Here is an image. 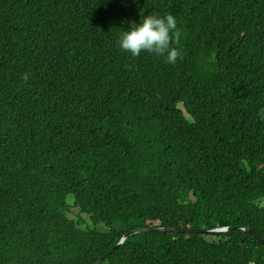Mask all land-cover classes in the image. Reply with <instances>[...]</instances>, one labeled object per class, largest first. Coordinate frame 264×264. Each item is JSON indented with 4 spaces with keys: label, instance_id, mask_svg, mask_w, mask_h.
I'll return each instance as SVG.
<instances>
[{
    "label": "trees",
    "instance_id": "obj_1",
    "mask_svg": "<svg viewBox=\"0 0 264 264\" xmlns=\"http://www.w3.org/2000/svg\"><path fill=\"white\" fill-rule=\"evenodd\" d=\"M165 13L174 64L118 48ZM154 227L194 231L117 245ZM243 227L264 241V0H0V264H264Z\"/></svg>",
    "mask_w": 264,
    "mask_h": 264
},
{
    "label": "clouds",
    "instance_id": "obj_2",
    "mask_svg": "<svg viewBox=\"0 0 264 264\" xmlns=\"http://www.w3.org/2000/svg\"><path fill=\"white\" fill-rule=\"evenodd\" d=\"M178 35L179 33L177 31V21L172 14L169 13H165L163 15L147 14L135 21L132 20L128 21L127 27L122 29L118 33L116 43L118 48L122 52L127 53L131 57H137L142 52H144L162 57L163 60L168 64H174L176 62L179 53L177 48L172 45L175 38H177ZM198 191L202 196L206 197L210 201V206L215 214H218L225 210L226 202L216 192H214L213 190H198ZM154 228H159V227H154ZM154 228H142V229L134 230L137 231L134 233L136 234L139 232H143L145 230H153ZM163 229H168V228H163ZM177 229L194 231L189 228H177ZM245 229H249V228H245V227L241 228L242 231L248 233ZM228 230H229L228 227L216 226L213 229L208 230V232L212 234H225ZM250 231L252 232L251 229ZM151 232H156V231H151ZM163 232H169V231H163ZM253 235L257 236L254 233ZM129 236H131V234ZM128 237L123 239V241L120 243V241L122 240L121 238L118 241L117 245L123 244ZM260 239L261 238H259V240ZM261 242L264 243V241ZM106 256L107 254H105L102 258H105ZM102 258H100V260Z\"/></svg>",
    "mask_w": 264,
    "mask_h": 264
},
{
    "label": "water",
    "instance_id": "obj_3",
    "mask_svg": "<svg viewBox=\"0 0 264 264\" xmlns=\"http://www.w3.org/2000/svg\"><path fill=\"white\" fill-rule=\"evenodd\" d=\"M248 233L253 234L250 229H245ZM145 231H156V232H163V231H169V232H185V231H189V230H181V229H177V228H168V229H163V228H154L153 230H145ZM137 232V231H133L130 233H127L122 240L120 241V243L123 241V239H125L126 237H128L130 234ZM257 237V236H255ZM258 238V237H257ZM261 241H263L262 239H260Z\"/></svg>",
    "mask_w": 264,
    "mask_h": 264
},
{
    "label": "rangeland",
    "instance_id": "obj_4",
    "mask_svg": "<svg viewBox=\"0 0 264 264\" xmlns=\"http://www.w3.org/2000/svg\"><path fill=\"white\" fill-rule=\"evenodd\" d=\"M77 215H80L86 222L88 221V218L85 215L80 214L78 210L75 208L71 209V213L68 215V217L71 218L72 220H75Z\"/></svg>",
    "mask_w": 264,
    "mask_h": 264
}]
</instances>
